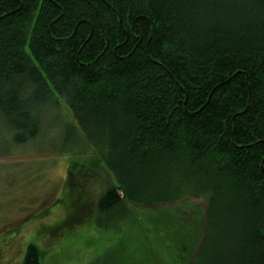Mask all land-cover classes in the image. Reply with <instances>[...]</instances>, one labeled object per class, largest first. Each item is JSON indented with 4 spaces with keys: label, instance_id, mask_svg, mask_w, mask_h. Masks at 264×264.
I'll use <instances>...</instances> for the list:
<instances>
[{
    "label": "trees",
    "instance_id": "obj_1",
    "mask_svg": "<svg viewBox=\"0 0 264 264\" xmlns=\"http://www.w3.org/2000/svg\"><path fill=\"white\" fill-rule=\"evenodd\" d=\"M59 99L94 153L69 161L61 223L84 203L74 173L101 167L112 264H264V0H0L12 146ZM19 264H43L35 243Z\"/></svg>",
    "mask_w": 264,
    "mask_h": 264
},
{
    "label": "rangeland",
    "instance_id": "obj_2",
    "mask_svg": "<svg viewBox=\"0 0 264 264\" xmlns=\"http://www.w3.org/2000/svg\"><path fill=\"white\" fill-rule=\"evenodd\" d=\"M58 103L45 111L40 136L24 146H12L0 122V264H19L28 243L39 247L43 264H91L97 260L96 264H112L104 256L123 237L121 232L97 229L90 222L96 199L110 182V175L101 167L92 176L74 173L73 186L84 203L61 223L70 206L64 197L69 161L90 165L94 153L65 102L59 99ZM68 125L74 135L66 137ZM190 200L204 205L202 199ZM59 223L70 231L59 228ZM125 236L137 242L143 233L138 227L127 228Z\"/></svg>",
    "mask_w": 264,
    "mask_h": 264
}]
</instances>
